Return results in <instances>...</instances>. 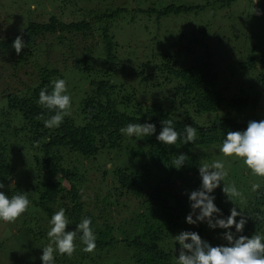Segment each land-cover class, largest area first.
I'll return each instance as SVG.
<instances>
[{"label":"trees","instance_id":"16d2710c","mask_svg":"<svg viewBox=\"0 0 264 264\" xmlns=\"http://www.w3.org/2000/svg\"><path fill=\"white\" fill-rule=\"evenodd\" d=\"M221 1V7H223L231 6L238 0ZM202 8L203 5L195 7L169 5L163 9L149 12L157 14L160 20L171 15L188 14ZM125 11V8H119L111 14L106 13L95 16V19L101 21L114 20ZM93 31L92 22L87 20L67 23L54 16L45 23L31 21L23 31L14 33L0 41V52L6 55L3 60L7 59L6 61L11 68L19 69L28 64L29 59L36 60L40 49L39 45L50 41L51 36L59 34V41L64 39L63 36L66 33L80 34L89 38L93 35ZM102 32L106 56L102 60L107 65L110 62L113 63L112 66L118 67L119 60L116 54L118 43L114 41L110 33V25H105ZM18 35L27 44L19 54L12 48V41ZM205 35V30H200L198 34L194 32L189 38L182 34L178 38L179 44L177 46H179V50L173 53L175 55L170 54L172 53L170 51L169 55H166L164 61H162V65L154 67L156 72L148 73L143 79L144 82L154 80L153 87L162 88L164 93H168L170 97L168 100L171 104L170 109L163 106L164 101L159 99L158 96V100L154 101L155 103L150 108H145L142 103L133 99L134 90L121 95L120 92L126 90L124 87L114 84L108 78L110 76L108 75L107 78L105 76L91 81V89L83 94V99L81 97L80 108L84 117L83 126H77L70 118L65 117L63 123L56 130L45 128L43 121L54 113L37 104L38 95L41 88L46 85L50 91L51 81L57 79V77L61 78L63 74L58 69H48V64H42L39 69L42 70L41 83L31 87V90L23 95H17L18 93L16 95L7 94L8 107L21 116V123L23 124L20 130L32 135L28 147H23L24 152L28 148L27 154L31 155L36 166L40 168V174L35 172L33 184L21 185V181L18 179V167L12 159L14 149L7 141L3 129L4 126L11 129V125L10 122L5 124L0 119V182H3L5 187L10 188L11 181L17 179L12 193L27 191V195L31 200V205L26 213L22 214L15 222L9 223L12 228L15 227L19 231V236L24 239L27 234H34L38 231L39 236L33 235L34 238H45L47 231L43 233L45 232L44 219L48 223L54 211L64 208L71 222V225L68 226L69 229H74L75 225L84 217L91 218V227L98 236L95 250H107L117 243H123L133 249L134 260L139 264H171L173 253L166 250L164 247L165 242L167 239L170 240L183 221L185 223L187 209H190L187 206L189 204L186 197L180 192L179 185L189 176V171L194 172L198 181L199 177L196 167L197 162L192 157H186V166L180 170L172 167L177 156L174 155L175 147L161 145L155 138L161 130L160 122L171 119L176 130L181 132L184 126L188 124L197 129V138L194 142L184 145L178 139L176 143V145L185 149L178 151L179 154L184 153L188 156V149L190 148L205 144L219 146L225 132L246 128L247 122L240 121L237 115L238 111H244L249 107L253 111L259 104L258 94L251 96L243 91L241 92L242 97H238L235 93H227L228 96H225V90L218 85L217 65L213 61L212 48L210 43L206 42ZM52 40L54 41V38ZM61 44L62 42H60ZM91 50H93V45H91ZM89 53L85 52V55ZM176 59L183 62L180 67L177 66ZM86 60L87 58L77 59L74 68L82 73L89 74L91 67L87 65ZM186 60L188 62H185ZM240 65L244 74L250 73V76L256 81L254 83L253 80V86L260 85L264 90V56L260 58L252 57L246 62H241ZM142 66L145 68L146 64ZM109 72L110 70H107L105 74ZM167 84L170 87L169 90L165 86ZM167 97H163V100H166ZM119 105L124 106V111L119 110ZM225 107L229 111L225 115H220L219 111ZM180 109H183V114L178 118L175 113L179 112ZM190 111L194 112L193 115H190ZM232 112H235V116L232 115ZM204 115H210L213 121H200V118ZM138 122L153 123L156 126V133L150 137H144V143L147 146V158L142 166L140 165L141 158L138 157L142 154V148L135 150V147H132L130 153L125 151L129 147L125 140L129 138L133 142L136 137H127V135L120 132V129L128 123ZM133 150L135 153L131 159L133 162L135 160V163H131V165L136 164L137 167L134 170L129 167L122 168L113 160V162L110 161L115 166L112 173L116 179V184L102 197H100L99 192H95L93 195L88 196L89 202L85 201L81 186L85 181V176L79 175L78 167L73 164L82 158L86 160L95 159L105 151L107 157L110 158L111 156L120 157L119 155L123 153L129 156L134 152ZM18 154L21 161L27 162L25 154L23 155L21 152V147L18 149ZM70 156H74L75 161L70 162ZM149 159L153 161V168L148 163ZM72 166L73 169H70ZM158 167L160 168V174L156 175V168ZM105 171L104 175L106 174ZM60 176L72 180H68L70 189L65 187V184L62 183L63 180H60ZM259 182L258 190L253 191L251 195L249 194L248 201L240 207L242 214L251 218L248 219L244 227L243 235L250 236L253 232L264 233V219H258V217H264V178L260 177ZM8 188L5 190L6 193H10ZM216 190L218 191L216 204L223 210L224 215H227L226 203L222 202L224 196L219 188ZM134 201L136 205L129 204ZM140 209H145L146 212L141 213ZM114 210L117 212L116 216ZM121 214L127 215V217L119 219L117 215L120 216ZM129 214L131 215L129 216L130 220L127 222L126 218ZM116 219L119 223H116ZM36 224L39 225L37 230L33 228ZM2 225H5V233H3L8 234L9 231L6 233L7 225ZM205 225L204 223L197 225L198 232L203 235L202 238L206 239L207 237L206 240L213 245L219 244L216 239L221 237L220 233L224 230L215 229L204 232L203 227ZM114 229L122 235L121 240L117 235L111 236ZM131 233H137L138 236L131 238ZM216 234V239H212L211 236ZM13 235L8 237V241L17 242L21 246L22 242L19 236ZM75 243L78 247L82 246L83 248L79 236H77ZM7 244L8 242L0 243V250L4 253V257L9 254L6 249ZM81 254L88 257V254L83 251H81ZM28 257L22 256L21 258H24V260L21 264H41L39 258ZM58 257L56 264H59L60 258ZM0 264L4 263L0 262Z\"/></svg>","mask_w":264,"mask_h":264},{"label":"rangeland","instance_id":"374dc122","mask_svg":"<svg viewBox=\"0 0 264 264\" xmlns=\"http://www.w3.org/2000/svg\"><path fill=\"white\" fill-rule=\"evenodd\" d=\"M220 1L0 0V41H3L6 37L8 38L14 33L23 31L31 21L45 23L54 16L67 23L87 20L92 22L94 28L93 35L89 38L80 34L66 33L65 35L63 34L64 39L59 41V34L51 36L50 41L39 45L40 49L37 53L36 60L29 59L28 64H25L24 67L19 69L11 68L6 61L7 59L3 60L6 55L0 52V119L5 124L10 122L11 125V129L5 126L3 129L7 141L14 149L12 159L18 167V179L21 181V185L33 184L35 172L40 174V168L36 166L31 155L27 154L28 148L24 152L23 147H28L32 135L20 130L23 124L21 123V116L18 112L10 110L6 96L9 93L11 95H16L17 93V95H23L31 90V87L41 83L42 70L39 69L42 64H48V69H58L60 72H63L62 78L66 80L68 93L72 97L71 114L66 117L70 118L77 126H83L84 124V117L80 108L81 97L83 99V94L91 89V81L101 79L105 76L107 78L108 75H110L108 78L114 84L122 86L126 90L121 91V95L126 94L127 91L131 92L134 90L133 99L136 102L142 103V106L145 108H150L159 97V99L164 101L163 106L166 109H170L171 104L168 100L170 98L168 93H164L162 88L153 87L154 80L144 82L143 79L148 73L156 72L154 67L162 65V61H164L166 55H169L170 51L172 52L170 54L175 55L173 53L179 50V46H177L179 44L178 38L182 34L189 38L192 33L196 32L198 34L200 30H205V39L211 45L213 61L217 65V71L219 73L218 85L221 89L225 90V96H228L227 93H235L238 97H242L241 92L243 91L251 96L253 94L259 95V104L257 103L258 107L256 109L252 111L251 107H249V109H245L244 111H238L237 115L240 121L248 122L250 119L256 120L257 118H264V90L260 85L254 87V79L250 76V73L244 74L240 68L241 62H246L252 57L260 58L264 56V0H238L231 6L223 7H221ZM169 5H184L189 7L203 5V8L180 16L171 15L160 20L157 14L149 12L163 9ZM119 8H125L126 11L114 20L106 19L101 21L95 19V16L106 13L111 14ZM107 24L110 25V33L114 41L118 43L116 49L119 60L118 67L112 66L113 63L110 62L107 65L102 60L106 58L102 29ZM53 38L58 44L52 40ZM60 42H62L61 45ZM91 45H93L94 51L91 50ZM85 52L90 53L85 55ZM82 58H87V65L91 67L89 74L82 73L77 68H74L75 61ZM175 62H177L178 67L183 64L180 59H176ZM185 62L188 61L186 60ZM143 64H146L145 68L142 66ZM107 70H110V72L105 74ZM140 72L142 73L139 74ZM254 83H256L255 80ZM165 86L169 90V85L167 84ZM163 97H167V99L163 100ZM119 110L124 111V106L119 105ZM182 110L180 109L179 112L175 113L176 117L179 118L182 116ZM228 111L229 109L225 107L219 111V114L225 115ZM193 113V111H190V115H193ZM232 115L235 116V112H232ZM200 121L209 122L213 121V118L210 115H204L200 118ZM56 129L51 128V130ZM125 142L129 144V147L125 149L126 152H132V147H135V150L138 148L143 149L142 154L138 156L141 158L140 165L142 166L144 160L147 158V146L144 143V137H136L133 142L128 138ZM20 147L22 154H25L27 162L20 160L18 154ZM174 147V155H178V151L182 149L185 150L178 145ZM218 148L219 146L215 145H197L196 147L188 149L189 154L187 158H194L197 162L196 166L202 163H210L214 160H222L228 172L226 182L228 184L235 183L240 191V196L233 201L240 208L243 203L248 201L249 194H252L251 186L254 183L260 185V177L250 173L239 158L224 157L223 154L219 153ZM134 153L135 151L129 156L123 153L119 155L120 157L111 156L108 158L106 155L107 152L105 151L100 153L95 159L86 160L82 158L74 163L73 165L79 169L78 174L85 176V181L81 184L85 201L89 202L88 196L93 195L95 192H99L100 197H102L116 184V179L112 173L115 166L110 161L116 162L122 168L129 167L134 170L137 167L136 164L131 165V163H135V160L133 162L131 159ZM69 161H75V157L70 156ZM148 163L153 168L154 164L151 159H149ZM70 169H73V166ZM156 170L155 174L159 175L160 168L158 167ZM104 171L106 172L105 175ZM103 175L106 177L104 178ZM188 175L185 181L180 185L178 183V185L181 194L186 197L187 203L189 204L187 193L198 188L200 181H198V178H195L194 172L189 171ZM60 180H63L62 183L65 184V187L70 189L69 179L67 177L60 176ZM16 181L17 179L12 180L10 188L5 187L4 191L8 188L10 189V193L8 194L12 195L13 186ZM215 195L218 197L217 190H215ZM129 204L136 205V202H130ZM187 206L189 207V205ZM231 206L230 203H226L227 210ZM190 211L191 209L188 208L186 213L188 214ZM140 212L143 213L146 211L145 209H140ZM116 214L117 212L115 216ZM129 216L131 215L129 214L128 218H126L127 222L130 220ZM117 217L123 219L127 215L121 214L120 216L117 215ZM116 223H119L117 219ZM2 224L7 225L6 233H8L7 231L10 233L12 226L3 221L0 222V243L8 242L6 249L9 252V254L6 253L7 257H4V253L0 250V262L4 264H21L24 260V258H21L22 256L39 258L41 248L49 243L48 237H46V231H48L50 225L45 219L43 221L45 232L43 233L46 234L43 239L42 237L34 238L33 235L39 236L38 231L34 234L29 233L26 235L24 233L26 237L23 239L19 236V231L15 227L12 228L11 233L17 235V237L19 236L22 242L21 246L17 242L13 243L8 241V237L14 235L11 233L4 234L5 225ZM38 227L39 225L36 224L33 228L37 230ZM182 230L199 231L197 225H189L183 221L182 225L175 231L170 240H166V244H163L164 247L167 251H172L173 253L171 264H176V255L179 249V245H176L174 236ZM206 230L210 229L205 225L203 231L206 232ZM132 233L130 234L131 238L138 236L137 233ZM114 235H117L119 240H121L122 235L116 229L113 230L111 236ZM200 235L201 237L203 236L202 234ZM216 236L217 234L211 236V238L216 239ZM216 241L219 244L226 243L221 237H217ZM81 251L82 246H77L71 256L57 255L60 258L59 264H139L134 260L133 249H130L123 243H117L107 250H94L91 253L84 252L88 254V257H84Z\"/></svg>","mask_w":264,"mask_h":264},{"label":"clouds","instance_id":"9594fccd","mask_svg":"<svg viewBox=\"0 0 264 264\" xmlns=\"http://www.w3.org/2000/svg\"><path fill=\"white\" fill-rule=\"evenodd\" d=\"M26 46V42L19 35L12 41V48L17 54ZM51 85L50 91L47 85L41 88L37 104L54 113L43 121V126L59 128L64 118L71 114L72 97L68 93L64 78L51 81ZM160 123L161 130L155 138L161 145L175 146L178 139L185 145L197 138V129L190 124L185 125L181 132L176 130L171 119L162 120ZM120 132L128 137H150L156 133V126L148 122L128 123ZM218 151L224 157L239 158L250 173L264 178V118L248 120L243 130L225 132ZM186 157L184 153L178 154L172 167L180 170L186 166ZM196 167L200 184L198 188L187 193L191 211L186 215L185 222L189 225L204 223L210 230H224L220 236L226 243L213 245L196 231L182 230L174 236L176 245H179L176 264H264V233L253 232L250 236L242 234L250 217H245L241 209L233 203L240 196V191L235 183L226 182L228 172L224 162L214 160ZM251 187L252 191H257L259 185L254 183ZM218 188L224 196L222 202L232 205L227 215H224L215 202V190ZM4 189L5 184L0 182V221L13 223L26 213L31 200L27 191L9 195ZM48 223L49 243L41 248V264H55L57 255L71 256L77 247V236L83 245V252L91 253L95 250L97 235L91 227L90 217H84L74 229H69L71 222L66 210L59 208L50 216Z\"/></svg>","mask_w":264,"mask_h":264}]
</instances>
